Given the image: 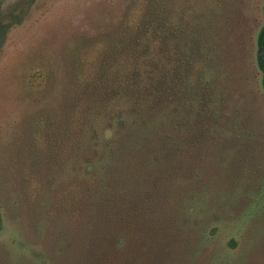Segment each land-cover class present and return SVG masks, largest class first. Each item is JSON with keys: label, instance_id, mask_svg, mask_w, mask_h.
<instances>
[{"label": "trees", "instance_id": "1", "mask_svg": "<svg viewBox=\"0 0 264 264\" xmlns=\"http://www.w3.org/2000/svg\"><path fill=\"white\" fill-rule=\"evenodd\" d=\"M118 5L85 37L96 55L60 71L38 111L48 115H41L46 151L32 157L47 178L42 211L69 196L58 205L81 228L73 259L22 247L10 249L7 264H131L139 252L149 258L173 227L202 230L198 218L213 207L221 183L203 175L243 144L237 116L222 108L231 80L216 66L222 1ZM8 28L0 26V43ZM256 61L264 92V24Z\"/></svg>", "mask_w": 264, "mask_h": 264}, {"label": "rangeland", "instance_id": "2", "mask_svg": "<svg viewBox=\"0 0 264 264\" xmlns=\"http://www.w3.org/2000/svg\"><path fill=\"white\" fill-rule=\"evenodd\" d=\"M119 1L0 0V26L9 25L0 43V264L13 257L10 249L20 253L22 247L73 259V237L81 228L58 205L69 196H57L51 211H42L47 178L32 157L46 151V109L38 111L60 71L77 70L79 59L99 51L85 47V37ZM221 1L216 66L231 78L222 108L237 116L243 144L232 147L223 166L203 175L206 183H221L213 207L198 218L202 230L173 227L171 237L168 231L152 246V256L144 259L139 252L131 264H264V92L256 61L264 0Z\"/></svg>", "mask_w": 264, "mask_h": 264}]
</instances>
